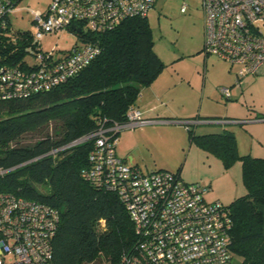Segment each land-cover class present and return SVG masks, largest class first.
<instances>
[{"label":"trees","instance_id":"16d2710c","mask_svg":"<svg viewBox=\"0 0 264 264\" xmlns=\"http://www.w3.org/2000/svg\"><path fill=\"white\" fill-rule=\"evenodd\" d=\"M75 34L98 48L86 67L47 92L0 102V193L59 211L49 240L51 264L115 263L134 244L133 225L115 193L81 174L93 140L75 142L100 128L128 123L141 91L164 63L154 51L147 17L125 19L103 33ZM31 37L14 31L9 18L0 27V66L25 67ZM189 132L190 140L220 158L225 168L240 161L246 194L227 206L233 223L229 249L232 261L264 264V157L239 155L232 132L197 137Z\"/></svg>","mask_w":264,"mask_h":264},{"label":"built area","instance_id":"2783aa9c","mask_svg":"<svg viewBox=\"0 0 264 264\" xmlns=\"http://www.w3.org/2000/svg\"><path fill=\"white\" fill-rule=\"evenodd\" d=\"M20 0H0V27ZM155 0H50L44 13L31 12L36 32L25 48V67L0 66V102L47 92L77 75L98 54L95 44L81 43L69 51H43L45 35L84 26L103 33L123 20L146 17ZM184 6L181 7L183 12ZM203 51L226 62L237 81L264 75V0H201ZM228 98L230 91L222 88ZM151 122L131 109L128 123L100 128L75 143L93 140L85 181L113 192L133 225L134 244L115 263L103 264H231L232 219L221 202H206L209 191L187 184L178 174H144L116 154L113 135ZM60 215L57 209L0 193V264H51L49 240ZM103 221L101 224L103 225Z\"/></svg>","mask_w":264,"mask_h":264},{"label":"rangeland","instance_id":"374dc122","mask_svg":"<svg viewBox=\"0 0 264 264\" xmlns=\"http://www.w3.org/2000/svg\"><path fill=\"white\" fill-rule=\"evenodd\" d=\"M49 3L50 0H20L10 17L11 28L34 34L36 25L31 12L44 13ZM182 6L185 7L183 12ZM146 17L153 33L154 51L164 63L156 90L159 99L154 103L157 109L152 115H146V118H153L152 123L122 129L117 143L120 140V147H127L129 157L144 174L176 173L187 184L208 188L204 195L206 202L219 201L228 206L246 194L240 161L235 160L225 168L220 158L206 152L196 140H190L189 131L194 137L224 130L232 132L237 153L251 152L250 133L264 134V122L253 124V127L250 126L253 122L221 123L234 117H254L255 112L264 116V75L247 76L238 85L237 65L231 69L233 74H229L227 63L213 55L205 56L201 50V0H155ZM83 30L87 32L88 29L84 26ZM78 44L81 42L71 30L45 35L41 39L43 51L53 46L60 51H69ZM222 88L229 89L228 98L220 93ZM142 95L151 96L147 91ZM143 96L138 101L140 106L146 100ZM140 108L145 109L144 106ZM125 129H132L131 141L121 140ZM256 143L255 140L254 155L249 156L264 157V146L258 147ZM239 263V258H233L231 264Z\"/></svg>","mask_w":264,"mask_h":264},{"label":"crops","instance_id":"0c3cea01","mask_svg":"<svg viewBox=\"0 0 264 264\" xmlns=\"http://www.w3.org/2000/svg\"><path fill=\"white\" fill-rule=\"evenodd\" d=\"M201 50H203V40H202V49ZM206 56V55H205ZM217 58V57H216ZM220 60V59H219ZM222 61V60H221ZM224 62V61H223ZM225 64H226V62H224ZM227 65V64H226ZM228 67V69H227V71H228V73L230 74V73H232V71H231V67L230 66H227ZM161 74V73H160ZM160 74L155 78V80L148 86V87H146V88H144L142 91H141V94H140V97L142 98V94L144 93V92H149V94H151V96H146V95H144L143 97H144V99H146V100H143V105H141V106H144L145 107V109H142V108H140L141 106L140 105H138V110L141 112V117L143 118V119H146V120H149V121H151V122H149V123H152L153 122V118H146V115H152L151 113H153V110L155 111V109H157L156 108V105H154V103L156 102V101H158V93H157V86H158V80H159V77H160ZM233 74V73H232ZM232 87H233V85H232ZM231 87V88H232ZM143 92V93H142ZM221 93V92H220ZM140 97H139V101H140ZM235 99V100H234ZM234 99H232V100H234V101H236V98H234ZM229 101V100H228ZM256 114V115H255ZM249 115H251V114H249ZM254 117H252V116H248V117H246V118H239V117H234V118H232V119H230L229 118V121H226V120H223L222 122H226V123H221V124H231L232 123V121L233 122H237V123H239L240 125L241 124H243V123H247V122H253L252 123V125H250V126H255V125H253V124H257V123H260V122H264V116H262L261 115V112H255L254 113ZM196 116H198V115H196ZM151 117V116H150ZM252 117V118H251ZM228 120V119H227ZM249 120H251V121H249ZM149 123H147V124H149ZM251 124V123H250ZM145 125V124H144ZM142 126V125H141ZM135 127H140V126H135ZM135 127H133V128H135ZM130 130H132V129H125V132L123 133V136H122V138H121V140H129V141H131L132 140V138H133V136H134V134L132 133V131H130ZM119 135L120 134H118V137H119ZM250 138H251V140H252V144H251V146H250V151L251 152H249V153H246V152H244V153H240L239 151V155H246V154H248V155H254V154H252L253 153V147H254V145H253V142H255V140L257 141V146L258 147H260V146H264V134H260V133H250ZM254 138H255V140H254ZM118 139V138H117ZM119 142H120V140L118 141V143H116V154H117V156H119V157H121L122 159H124L127 163H128V160H129V164H132V165H134V166H137L138 167V165L136 164V163H134L133 162V160H132V157H129L130 156V154H129V150H127V147H120V144H119ZM122 142V141H121ZM237 145H238V143H237ZM238 148H239V146H238ZM125 156H127V157H129V159H127ZM253 157H260V156H253Z\"/></svg>","mask_w":264,"mask_h":264},{"label":"water","instance_id":"95a60500","mask_svg":"<svg viewBox=\"0 0 264 264\" xmlns=\"http://www.w3.org/2000/svg\"><path fill=\"white\" fill-rule=\"evenodd\" d=\"M71 29L77 34L82 33L81 29H78L75 26H71Z\"/></svg>","mask_w":264,"mask_h":264}]
</instances>
